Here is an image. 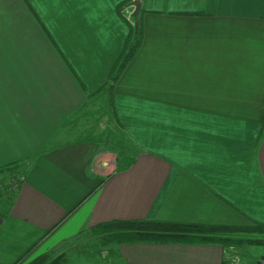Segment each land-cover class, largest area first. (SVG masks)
Listing matches in <instances>:
<instances>
[{"label": "crops", "instance_id": "crops-1", "mask_svg": "<svg viewBox=\"0 0 264 264\" xmlns=\"http://www.w3.org/2000/svg\"><path fill=\"white\" fill-rule=\"evenodd\" d=\"M124 1L0 0V167L22 171L0 174L18 185L0 264L64 251L70 264L76 248L87 264H228L217 243L100 251L80 235L126 219L264 223V0H140L141 45L112 95ZM105 110L137 149L113 171L81 127Z\"/></svg>", "mask_w": 264, "mask_h": 264}, {"label": "trees", "instance_id": "trees-1", "mask_svg": "<svg viewBox=\"0 0 264 264\" xmlns=\"http://www.w3.org/2000/svg\"><path fill=\"white\" fill-rule=\"evenodd\" d=\"M130 0L122 2L126 4ZM128 26V34L122 50L109 73L110 93L113 95V83L118 79L126 63L135 55L141 45L142 27L138 24L135 29L133 22L122 15ZM111 95V96H112ZM8 170L14 175L18 173L16 168L0 167V174ZM3 194V193H0ZM12 202V194L5 197V205L0 216L7 212ZM80 237L92 239L93 244L100 251L110 245L133 243V242H156V243H196L210 242L221 244L225 250L237 248L241 244L264 245V223L249 220L246 224H211L202 222L172 221L161 219H126L112 220L99 223L85 230ZM75 242V240H73ZM92 244V245H93ZM67 251L39 256L25 264H63L67 259ZM23 259L13 264H24Z\"/></svg>", "mask_w": 264, "mask_h": 264}, {"label": "rangeland", "instance_id": "rangeland-1", "mask_svg": "<svg viewBox=\"0 0 264 264\" xmlns=\"http://www.w3.org/2000/svg\"><path fill=\"white\" fill-rule=\"evenodd\" d=\"M131 21L134 24L133 18ZM104 112H106V115H103V112L101 114L95 113L93 115H88L89 117H86L85 120L81 122V127L86 130L90 129V131L93 132V135H91L93 136L92 138L94 140L98 139L100 143H104V148L110 153L106 155H108L107 161H110L112 166L111 170L113 171L128 165L133 159L137 149L132 143H129L125 139L123 133L115 127L112 118V121L110 122V117L107 115V111L105 110ZM21 176L22 171L20 170L17 179ZM9 183H11V181L2 178L0 175V193H3L0 194V212L3 211L4 208H2V206L5 205V197L9 194L7 189L12 187L11 190H15L18 186H9ZM11 194L13 195V193ZM77 251L78 248H76V252ZM80 251L81 250H79V253ZM87 251L92 254L94 259H97L99 254H96L97 249L95 246H90V249ZM225 251V260L228 264H264V245L241 244L237 248H229ZM76 252L74 251L72 254L69 253L68 261H70V264H84L83 260L85 261V264H87L85 258L87 254H76ZM230 256H235L236 260L233 262Z\"/></svg>", "mask_w": 264, "mask_h": 264}, {"label": "water", "instance_id": "water-1", "mask_svg": "<svg viewBox=\"0 0 264 264\" xmlns=\"http://www.w3.org/2000/svg\"><path fill=\"white\" fill-rule=\"evenodd\" d=\"M129 5L134 7L131 15H132V18H133V21H134V27H135V29H137L138 20H139V12H140V7H141L140 0H132L129 3Z\"/></svg>", "mask_w": 264, "mask_h": 264}, {"label": "built area", "instance_id": "built-area-1", "mask_svg": "<svg viewBox=\"0 0 264 264\" xmlns=\"http://www.w3.org/2000/svg\"><path fill=\"white\" fill-rule=\"evenodd\" d=\"M231 257V260L234 262L236 260V257L235 256H230Z\"/></svg>", "mask_w": 264, "mask_h": 264}]
</instances>
